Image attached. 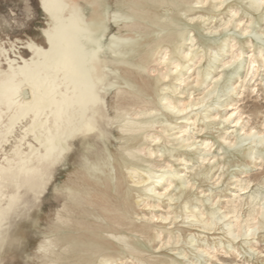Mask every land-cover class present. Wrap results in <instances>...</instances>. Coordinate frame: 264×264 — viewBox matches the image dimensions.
Returning a JSON list of instances; mask_svg holds the SVG:
<instances>
[{"label":"bare ground","instance_id":"6f19581e","mask_svg":"<svg viewBox=\"0 0 264 264\" xmlns=\"http://www.w3.org/2000/svg\"><path fill=\"white\" fill-rule=\"evenodd\" d=\"M204 1L208 0H37L46 19L41 32L35 38L28 36L21 46L17 42L6 46L0 39V241L4 244L0 264L5 261L6 248L19 245L23 238L18 221L30 218L34 208L43 211L51 187L55 190V202L45 215L46 224L35 245V264H115L117 256L146 248L152 238L151 222L169 219L154 213L148 222H142L134 216L140 206L157 207L151 200L154 195L166 196L158 191L165 180L168 184L162 190L166 192L174 184L177 189H185L188 182L169 162L155 166L166 154L173 157V151L166 146L170 144L172 134L168 132L173 123L166 113L182 116L206 105L218 89V80L212 81V89L202 98L192 102L162 97L158 86L170 77L168 65L174 64L178 70L181 59H188L195 52L194 36L185 37L190 25L183 23L182 17ZM226 1L222 0L221 6ZM250 4L258 11L264 0H251ZM195 19L190 18L189 22ZM184 45L189 47L186 54L181 52ZM214 45L218 51L223 50L222 45ZM205 46L200 56L198 53L200 59L207 55ZM259 50L264 56V47ZM170 55H174L172 62ZM240 56L233 55L224 67H232ZM254 63L247 65L244 78L240 76L244 64L234 67L230 76L239 79L238 87L245 88L256 78L258 68L252 71ZM166 69L169 71L164 73ZM209 73L199 71L197 82L205 84ZM256 82L257 79L251 89L260 85ZM224 88L226 94H231L237 87L230 82ZM108 96L113 100L110 107ZM242 113L236 126L242 122ZM182 119L191 122L186 115ZM262 126L260 131H245L242 126L240 136L224 141L230 148L250 144V152L244 155L255 162L264 154V122ZM190 140L183 139L181 148L194 147ZM206 156H200L201 165L210 154ZM182 161L186 165L189 162L184 157ZM67 166L68 178L61 182V169ZM186 169L193 171L194 166ZM250 184L248 181L240 189L243 194H235L224 216L217 217V210L212 209L199 214L190 210L187 219L199 220L208 215L202 222L204 229L210 231L228 215L238 219L248 206L251 210L246 216L244 236L250 237L261 224L257 219L264 218V192L257 191L248 199L242 196ZM169 200H183L185 209L190 208L192 201L185 192L178 197L172 195ZM41 221L42 218L35 217V228L41 226ZM227 233L234 238L230 227Z\"/></svg>","mask_w":264,"mask_h":264},{"label":"rangeland","instance_id":"374dc122","mask_svg":"<svg viewBox=\"0 0 264 264\" xmlns=\"http://www.w3.org/2000/svg\"><path fill=\"white\" fill-rule=\"evenodd\" d=\"M221 1L222 0L204 1L203 4L197 5V9L194 12L187 13L182 17L183 23L190 25L187 27L185 37L194 36V44L197 45L195 50L197 55L193 52L188 59L182 58L181 66L178 70H176L174 64L168 65L167 69H170V77L167 80H163L158 86L159 95L162 97L171 96L173 101L192 102L196 101L197 98H202L208 90L212 89L213 82L215 83L218 80L216 85L218 89L214 91V95L211 97L212 99L209 98L210 100L208 99L206 101L207 103L205 102L206 105L203 104L204 106L200 105L195 109L189 110L182 116L175 115V113H166L170 117V122L173 123V127H169L170 131L168 132L172 134L169 138L170 144H166L167 148L173 151V157L166 154L162 161L158 162L157 160L155 162V166H162V164L166 165L168 162L171 163L173 165V170L177 171L186 182L188 181L185 185L186 188L182 190L179 188L177 189L175 186L177 184H174L172 188L166 192L162 190V187H167L168 184V181L165 180L162 186L158 187V191L160 190L159 192L166 196L159 197L154 195L152 197L153 201L151 200V204L157 207L143 208V206H140L135 210L136 215L134 218L137 217V219L142 222H148L147 219L154 213L156 217L160 218L161 216L167 215L169 219L167 221L154 220L151 222L153 226L151 232L152 238L151 242L147 243L146 248H142L140 251L134 252L133 254L126 253L125 255L117 256L118 260L115 264H264V218L259 217L257 219L256 222H260L261 224L254 234L250 235V237L244 236V232L247 230L248 225L245 220L251 210L248 206H245L241 213H239L238 219L233 217V215H228L225 219L223 218L213 225V230L210 231L204 229V224L202 222L209 218L208 215L199 218V220L187 219V216L191 215L190 210L199 214L201 212L206 213L212 209L215 211L217 210V217L224 216L229 210V202L234 200V196L239 195L238 193H244L240 189L246 186L248 181H251V184L246 191L247 193L242 195L244 199H248L250 195L257 191L264 192V154L260 159L254 162V160L244 155V153L250 152V144H246L241 148L231 147V149L228 142L224 141L227 139L228 141H233L236 136H240L243 133L240 130L242 126L245 131L251 128L256 131L263 129L264 100L262 99H264V56L259 49L264 47V4L256 11L251 8V0H228L223 6H221ZM189 17H195L196 19L193 23H190ZM45 26L46 19L39 9L37 0H28L27 2L23 0H0V39L6 43V46L9 45V42H17L18 46H21L22 41L28 36L35 38ZM210 32H212V34ZM250 33H253V35ZM214 44L222 45L223 50L218 51ZM204 46L207 55L204 59H200L198 57ZM181 52L183 54L188 53L189 47L184 45L181 48ZM236 53L241 54L240 59L242 62L238 58L239 61L237 60V62L232 65L233 68L230 65L224 67L225 62H230L232 56ZM22 54L28 57L26 52ZM173 57L174 55L169 56L171 62L174 61ZM251 61H255L253 64V68H255L252 71L255 72L257 70L256 68H258L256 78L248 83V86L245 88L238 87L240 85L239 79L237 77L231 78L230 74L234 71V67L239 63H243L245 67L240 76L244 78L248 70L247 65H249ZM167 69L164 70V73L169 71ZM198 69L205 74L210 72L207 76L210 79L207 78L208 81L206 80L205 84L201 85L196 80L197 73L199 72ZM250 77L251 74L248 75L247 81ZM214 78L215 80H213ZM219 78L221 80H219ZM256 79V84L260 85L257 86L256 90L255 88L251 89ZM230 82L237 88L235 92L226 94L224 86L226 83ZM167 85L170 87L169 89H167ZM165 87V91H161V89ZM215 92L217 93L215 94ZM184 98L189 101H186ZM112 102V97L108 96L109 107ZM241 113L244 115L242 122L240 126H236L235 123ZM185 115L190 118L191 122H186L182 119ZM193 121L195 124H192ZM248 123L250 125H248ZM181 130H186L187 133H180ZM235 131L238 132L235 133ZM188 137L191 138L189 143L193 144V146L195 144V146L181 148L182 140ZM206 143L212 144V148H206L204 145ZM184 144L186 143H183V145ZM219 150L220 152L218 153ZM209 154L210 156L208 157ZM182 156L189 161L187 165L182 161ZM200 156L208 157V160L203 165H201L202 161ZM210 159H212V162H210ZM191 166H194L193 171L186 169L187 167L191 168ZM247 168L250 169L248 170ZM156 170H159V167L156 168ZM201 170L203 174H199ZM61 171V182H63L68 178L69 167L67 166L61 169ZM201 191H203V193ZM184 192L192 199L188 205L190 206L189 209L184 208L183 200H169L170 196L175 195L178 197ZM55 197V190L51 187L44 199L43 211L39 212L34 208L30 212V218H22L18 221V226H20L23 238L19 245L14 244L6 248L4 254L5 261L3 264H35V259L32 260L35 245H37L41 239L40 232L46 224L45 215L51 212V206L52 203L55 202ZM259 208L260 207L257 206L256 210ZM35 217L42 218L39 228H35L33 222ZM229 227L235 232L234 234L236 237L234 236L233 238L228 235L227 230ZM110 264L114 263L110 262Z\"/></svg>","mask_w":264,"mask_h":264},{"label":"clouds","instance_id":"9594fccd","mask_svg":"<svg viewBox=\"0 0 264 264\" xmlns=\"http://www.w3.org/2000/svg\"><path fill=\"white\" fill-rule=\"evenodd\" d=\"M3 247H4V244H3V242H2V241H0V252H2V251H3Z\"/></svg>","mask_w":264,"mask_h":264}]
</instances>
